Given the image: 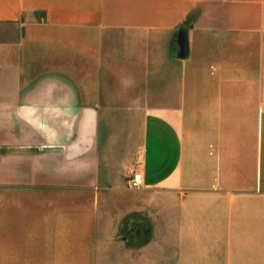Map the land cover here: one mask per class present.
I'll return each mask as SVG.
<instances>
[{
	"label": "crops",
	"instance_id": "0c3cea01",
	"mask_svg": "<svg viewBox=\"0 0 264 264\" xmlns=\"http://www.w3.org/2000/svg\"><path fill=\"white\" fill-rule=\"evenodd\" d=\"M110 236L114 264H264V0H0V264Z\"/></svg>",
	"mask_w": 264,
	"mask_h": 264
},
{
	"label": "rangeland",
	"instance_id": "374dc122",
	"mask_svg": "<svg viewBox=\"0 0 264 264\" xmlns=\"http://www.w3.org/2000/svg\"><path fill=\"white\" fill-rule=\"evenodd\" d=\"M96 240H97V238L95 236L90 238V245L94 246L96 244ZM130 240H132V238ZM114 243H115V240L113 239L112 236H110V238H108V240H107V244H109V247H110L109 254H106L105 257L103 258L104 264H114L113 263V261H114V258H113V256H114L113 247L115 245Z\"/></svg>",
	"mask_w": 264,
	"mask_h": 264
},
{
	"label": "built area",
	"instance_id": "2783aa9c",
	"mask_svg": "<svg viewBox=\"0 0 264 264\" xmlns=\"http://www.w3.org/2000/svg\"><path fill=\"white\" fill-rule=\"evenodd\" d=\"M144 184V179L141 173H135L128 179V186L131 188H140Z\"/></svg>",
	"mask_w": 264,
	"mask_h": 264
}]
</instances>
